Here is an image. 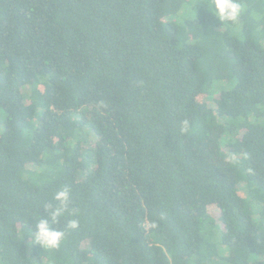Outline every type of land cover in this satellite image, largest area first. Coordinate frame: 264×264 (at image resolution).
Wrapping results in <instances>:
<instances>
[{
    "label": "trees",
    "instance_id": "1",
    "mask_svg": "<svg viewBox=\"0 0 264 264\" xmlns=\"http://www.w3.org/2000/svg\"><path fill=\"white\" fill-rule=\"evenodd\" d=\"M241 2L223 25L210 0H0V264H264V0ZM62 185L54 227L80 226L44 249Z\"/></svg>",
    "mask_w": 264,
    "mask_h": 264
},
{
    "label": "clouds",
    "instance_id": "2",
    "mask_svg": "<svg viewBox=\"0 0 264 264\" xmlns=\"http://www.w3.org/2000/svg\"><path fill=\"white\" fill-rule=\"evenodd\" d=\"M209 10L223 22V25H236L239 23L244 11L245 5L241 0H210ZM181 132L187 134L191 130V122L185 119L181 122ZM235 156L228 159L229 163H234ZM53 204L44 205L48 210V217L39 216L34 221V227L31 229L32 238L35 244L44 249H58L61 247L67 234L76 230L80 226L78 210L72 209L74 218L67 221L63 227H54L60 223L61 218L69 212L71 208V188L68 185H62L53 194Z\"/></svg>",
    "mask_w": 264,
    "mask_h": 264
},
{
    "label": "rangeland",
    "instance_id": "3",
    "mask_svg": "<svg viewBox=\"0 0 264 264\" xmlns=\"http://www.w3.org/2000/svg\"><path fill=\"white\" fill-rule=\"evenodd\" d=\"M207 100L211 104L213 102V96H210L209 98H207ZM3 117H4V113L2 112V114H1V112H0V123H1V120H2ZM212 213H213V215L218 216L219 215V210L216 207H214L212 209Z\"/></svg>",
    "mask_w": 264,
    "mask_h": 264
}]
</instances>
